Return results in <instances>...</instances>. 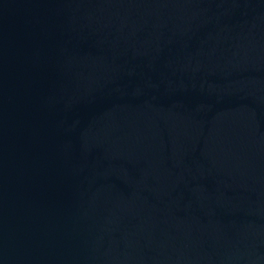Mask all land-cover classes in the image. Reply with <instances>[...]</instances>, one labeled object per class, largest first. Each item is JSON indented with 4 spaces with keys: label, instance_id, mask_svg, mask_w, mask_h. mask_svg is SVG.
<instances>
[{
    "label": "water",
    "instance_id": "95a60500",
    "mask_svg": "<svg viewBox=\"0 0 264 264\" xmlns=\"http://www.w3.org/2000/svg\"><path fill=\"white\" fill-rule=\"evenodd\" d=\"M0 264H264V0H0Z\"/></svg>",
    "mask_w": 264,
    "mask_h": 264
}]
</instances>
